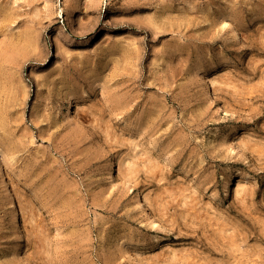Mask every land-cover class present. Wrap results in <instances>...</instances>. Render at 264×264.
Masks as SVG:
<instances>
[{
	"label": "rangeland",
	"instance_id": "obj_1",
	"mask_svg": "<svg viewBox=\"0 0 264 264\" xmlns=\"http://www.w3.org/2000/svg\"><path fill=\"white\" fill-rule=\"evenodd\" d=\"M0 264H264V0H0Z\"/></svg>",
	"mask_w": 264,
	"mask_h": 264
},
{
	"label": "bare ground",
	"instance_id": "obj_2",
	"mask_svg": "<svg viewBox=\"0 0 264 264\" xmlns=\"http://www.w3.org/2000/svg\"><path fill=\"white\" fill-rule=\"evenodd\" d=\"M73 107H72V100L68 101V111L73 114ZM235 182V176L234 174H231L229 177L226 178V180L224 181V184H223V189H224V192L226 195H229L231 193V188H232V185L234 184ZM12 207L14 209V220L18 221L20 218H19V213L16 209V206H15V203H12Z\"/></svg>",
	"mask_w": 264,
	"mask_h": 264
}]
</instances>
